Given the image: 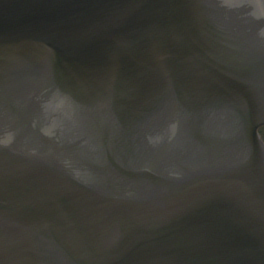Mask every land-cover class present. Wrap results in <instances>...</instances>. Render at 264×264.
Here are the masks:
<instances>
[{
  "label": "water",
  "instance_id": "1",
  "mask_svg": "<svg viewBox=\"0 0 264 264\" xmlns=\"http://www.w3.org/2000/svg\"><path fill=\"white\" fill-rule=\"evenodd\" d=\"M251 1L0 0V264H264Z\"/></svg>",
  "mask_w": 264,
  "mask_h": 264
}]
</instances>
